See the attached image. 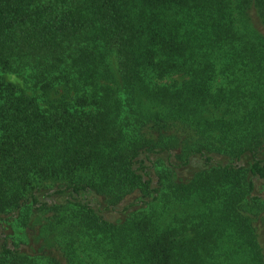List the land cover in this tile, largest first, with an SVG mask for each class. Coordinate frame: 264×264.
Returning <instances> with one entry per match:
<instances>
[{
  "label": "trees",
  "instance_id": "16d2710c",
  "mask_svg": "<svg viewBox=\"0 0 264 264\" xmlns=\"http://www.w3.org/2000/svg\"><path fill=\"white\" fill-rule=\"evenodd\" d=\"M0 221V264H264V0H0Z\"/></svg>",
  "mask_w": 264,
  "mask_h": 264
},
{
  "label": "rangeland",
  "instance_id": "374dc122",
  "mask_svg": "<svg viewBox=\"0 0 264 264\" xmlns=\"http://www.w3.org/2000/svg\"><path fill=\"white\" fill-rule=\"evenodd\" d=\"M255 191L257 193H261V190L258 187L255 189ZM0 224H1L2 230H4L5 232L7 231L13 232V228L16 227V225L14 224L12 227L8 226V224L5 223V221H0ZM18 232L20 231L18 230ZM39 232H40L39 231V219L35 222H31L30 225L26 227L25 233L22 236V238H24L25 236V240L21 242V245L27 251H30V252L37 251V248L40 247L42 242H44V239L42 238V236H38ZM261 233L263 235V240H264V228L263 227H262ZM18 235L20 234L18 233Z\"/></svg>",
  "mask_w": 264,
  "mask_h": 264
}]
</instances>
